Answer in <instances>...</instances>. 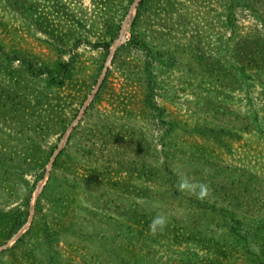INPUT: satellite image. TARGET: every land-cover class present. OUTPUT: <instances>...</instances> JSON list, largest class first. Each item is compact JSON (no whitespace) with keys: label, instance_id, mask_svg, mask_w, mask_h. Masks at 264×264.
<instances>
[{"label":"rangeland","instance_id":"374dc122","mask_svg":"<svg viewBox=\"0 0 264 264\" xmlns=\"http://www.w3.org/2000/svg\"><path fill=\"white\" fill-rule=\"evenodd\" d=\"M139 1L0 0V264H264L263 8Z\"/></svg>","mask_w":264,"mask_h":264},{"label":"trees","instance_id":"16d2710c","mask_svg":"<svg viewBox=\"0 0 264 264\" xmlns=\"http://www.w3.org/2000/svg\"><path fill=\"white\" fill-rule=\"evenodd\" d=\"M144 0H140L139 1V7L137 8V14H139L140 12V8H141V4L143 3ZM248 3L254 7L253 9H256L257 6H255V4H258L259 8H263L262 10H260V13H262L264 11V0H249ZM247 40V44L249 46V49H247V53L251 54V57L247 58L250 59V61H252L253 63H257L258 60L260 59L261 61H263L264 58V37L262 36H257L254 38H249L246 39ZM246 47V46H245ZM244 47L240 46V52H238L239 56H242L243 53H245L243 51ZM258 54V55H256ZM248 56V55H247ZM26 64V68L33 74H42V73H47L48 74V82L49 84H55L58 86H61L65 83L66 78L70 77L71 75V68L69 67L68 63H62L60 64V67L58 69L57 72H54L53 70H51L50 68L46 67V66H40L38 67L36 64H34L31 61H25ZM6 212H2L0 211V219L6 215ZM24 224V220L22 218V214H17L16 217L13 220V226L11 231L14 233L16 231H18V229ZM20 239V238H19ZM248 239L245 238L244 241L247 243Z\"/></svg>","mask_w":264,"mask_h":264},{"label":"clouds","instance_id":"9594fccd","mask_svg":"<svg viewBox=\"0 0 264 264\" xmlns=\"http://www.w3.org/2000/svg\"><path fill=\"white\" fill-rule=\"evenodd\" d=\"M178 190L181 192H188L199 200H206L212 195V188L210 184L204 181H198L187 175L181 178ZM168 223L169 217L165 214L158 213L151 219L149 223V230L153 234L163 232Z\"/></svg>","mask_w":264,"mask_h":264}]
</instances>
